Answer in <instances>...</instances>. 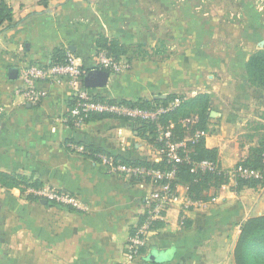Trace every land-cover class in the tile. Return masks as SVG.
I'll use <instances>...</instances> for the list:
<instances>
[{"label":"crops","instance_id":"0c3cea01","mask_svg":"<svg viewBox=\"0 0 264 264\" xmlns=\"http://www.w3.org/2000/svg\"><path fill=\"white\" fill-rule=\"evenodd\" d=\"M0 3L13 11L12 21L0 29V173L26 176L44 188L68 192L80 204L74 210L46 198L29 200L17 189L0 186V264H235L242 224L264 215L263 189L237 192L231 185L211 192L216 202L166 205L143 253L128 262L129 241L150 211L147 202L159 186L112 174L75 147L96 148L129 161L159 162L161 156L134 132L133 123L106 118L76 128L70 114L74 90L66 84L37 85L47 94L37 105L30 103L21 95L20 74L26 66L65 60L67 52L86 74L97 68L107 72L96 66L101 36L134 51L161 44L170 50L162 59L168 69L161 83H143L139 67L132 74L109 73L104 88L90 90L116 102L179 94L189 86L192 64H203V73L209 71L213 81L221 76L225 80L218 87L210 82L205 92L214 113L206 147L218 150L223 170L233 171L258 138L250 124H264L254 120L256 110L264 112V91L252 86L246 73L249 58L264 49L261 0ZM158 58L156 54L148 61L138 58L134 69ZM223 95L226 100L232 96V102L218 99ZM177 193L187 197L185 187ZM153 253L166 260L146 261Z\"/></svg>","mask_w":264,"mask_h":264},{"label":"trees","instance_id":"16d2710c","mask_svg":"<svg viewBox=\"0 0 264 264\" xmlns=\"http://www.w3.org/2000/svg\"><path fill=\"white\" fill-rule=\"evenodd\" d=\"M13 18V11L6 3H0V29L7 22H11ZM98 47L101 50H105L109 57L113 56V51L122 52V46L117 41H109L105 37L101 36L97 41ZM116 59V58H114ZM117 60V59H116ZM64 57L60 60L54 61L53 64L63 63ZM109 70V69H108ZM246 73L248 75V82L264 91V49L253 54L247 64ZM95 101L111 104H119L122 106L155 111L159 108H168L170 104L177 98L175 96H169L165 100H139V101H110L100 98L99 96H93ZM181 105L168 111L166 114L159 116L157 121L149 122L138 119L120 118L108 114L90 115L87 122L95 120H103L106 118H116L128 123H133L134 132L139 137L146 140L154 148L158 150L163 149L166 151L165 142L159 138L158 128L170 129L173 136V142H182L187 137V127L183 128V122L187 119L195 118L197 122L192 127L191 137L200 132L209 133V125L211 123L212 108L211 97L208 94H200L193 98L180 97ZM264 120V117L262 118ZM188 125V126H189ZM259 129L264 130V124L258 125ZM189 130V129H188ZM87 156L99 163L98 155H108L102 150L96 148L87 147ZM164 153V152H163ZM182 162L175 164L176 176L171 182V187L176 191L179 187H185L187 189V198L192 202H208L215 195H211L212 191H219L223 186L230 184L229 175L232 173L235 175L237 184L236 191L248 189H259L264 185V137L257 142L256 146L252 147L249 152V156L238 163L233 171H225L219 165V153L217 149H208L206 147V138L201 137L195 143H188L186 151H180ZM116 165H123L128 167L147 168L152 170L169 171L172 169L173 164H169L165 155L159 162H152L149 160L129 161L121 157H112ZM203 161H209L217 165L218 170L216 172H203L201 170H195L197 165ZM245 171L248 172H260L263 176V180L257 179H245L241 177V174ZM133 181H144L145 179H132ZM131 180V181H132ZM145 181H150L146 178ZM0 186L7 190L17 189L22 195H26L31 189L42 190L43 184L38 181H33L26 176L9 175L0 173ZM29 200H33L36 197L32 194H27ZM40 199V198H38ZM75 210V209H74ZM144 220V219H143ZM142 220V222H143ZM160 223L155 222L154 225L158 226ZM144 249L141 250V254ZM235 264H264V215L256 216L247 219L240 228V235L237 240L234 253Z\"/></svg>","mask_w":264,"mask_h":264},{"label":"built area","instance_id":"2783aa9c","mask_svg":"<svg viewBox=\"0 0 264 264\" xmlns=\"http://www.w3.org/2000/svg\"><path fill=\"white\" fill-rule=\"evenodd\" d=\"M262 2V10L264 9V0ZM99 64L104 69H111L115 71H122L124 67L119 64L115 59L108 57L104 53L100 54ZM86 73L82 67L78 64L75 56L67 52L63 63L50 64V65H32L26 66L21 71L20 79L23 83V89L21 95L30 103L37 105L40 102L42 96H45L47 92L38 90L37 85L46 84L48 86L54 85H68L74 90L75 104L70 110V114L73 118L76 128H82L90 115L108 114L120 118L138 119L142 121H157L159 116L166 114L168 111L178 108L181 105L179 99L175 100L168 108H159L155 111L141 110L122 106L119 104L103 103L94 100V94L92 90L85 87L84 78ZM197 119H187L183 123L192 124L196 123ZM159 138L161 141H166V151L164 155L169 164H173L172 169L169 171L152 170L139 167H128L123 165H116L111 156L98 155L97 158L103 166L112 174L120 175L124 178L139 179L149 178L154 184H158L159 191L155 192L153 196L147 202L150 211L147 216L137 228L135 234L130 239L127 247V257L129 261H136L141 256V250L147 245V236L151 232L154 222L160 219L162 209L168 204H177L183 202L185 205H197L204 202H192L189 198H180L177 190L174 191L171 187V182L176 176L175 164L182 162L180 151H185L188 143H195L201 137H205V132H197L191 141L173 142L172 132L170 129L158 128ZM76 150L81 153H87L86 149L82 146H76ZM201 170L203 172H216L218 167L216 164L203 161L197 165L195 170ZM230 174L229 177L231 179ZM245 179H257L263 180V176L260 172H248L245 171L241 174ZM229 185V184H228ZM227 185L223 186L226 187ZM222 187V188H223ZM52 192V191H51ZM54 193V192H53ZM50 193V190L39 191L38 195L46 198L52 202L57 203L60 206L71 207L73 209H80L79 202H76L70 195L64 193L55 194ZM216 202L217 197H213L211 202ZM187 207V206H186Z\"/></svg>","mask_w":264,"mask_h":264},{"label":"rangeland","instance_id":"374dc122","mask_svg":"<svg viewBox=\"0 0 264 264\" xmlns=\"http://www.w3.org/2000/svg\"><path fill=\"white\" fill-rule=\"evenodd\" d=\"M157 46L158 47H156L154 49H152L153 47L152 48L150 47L149 49L146 48V47L145 48H136L135 51H134V48L133 47H128V48H124L123 47V49L121 48V51L122 52H120V51L117 52V50H114L113 51V56L114 55H116V56L115 57H110V58H113V59L116 58L117 60L116 59L115 60L119 64H122V66L124 67V69L122 71H115V70H111L110 69V70L107 71V73L108 74L109 73L110 74H114V75H122V74H126V73L132 74L133 72H136V69L137 68L141 67L142 68V73H143V76H142L143 83H146V84L149 83V82L150 83H154V84L161 83V81H164L165 71H167V69H168L165 66V61L162 60V59L168 58V51H170V50L167 47H165V46H163L161 44L160 45H157ZM179 47L180 46H177V48H175L176 51H178V49H180ZM222 49H225V48L222 47ZM100 50H99V53H98L99 55H100ZM102 51H104V54L108 56V54H107V52L105 50H101V52ZM149 53L151 54L150 57H152V58L154 57L155 54L158 57H160V58H158L159 61L143 62L138 67L136 65V67L134 69V65H135L134 64V60H136L138 58L139 59L141 58L142 61H148V60L152 59V58L149 57ZM179 65H180L179 62L178 63H175V66L176 67H178ZM202 65L203 64H199V63L192 64V67L189 70L190 71L189 75H191V79H188V83H189L188 88L187 89L184 88V91H182V92H179V91L176 92V93H179V94H172V95H169V96H175V97H177L175 100H177L180 97L193 98V97H196V96H198L200 94H206L205 92L208 91V89L210 88V84H211L210 82H212L213 80L211 79L212 74L210 75L208 73L209 71H206V73H203V67L204 66H202ZM96 66L97 67H101L100 64H99V62L97 63ZM97 69H100V68H97ZM222 81L223 82L225 81V80H223V76L218 77L213 82H215V85L218 87V84H220V82H222ZM229 81H230V79H228L226 81V83H228ZM173 92H175V91H173ZM169 96L157 95V96H154L153 99H151L150 101H152V100H165ZM224 96L225 95L218 96V99L223 100L224 99ZM226 98H227V100L224 99L226 102H229V101L232 102V96H226ZM211 101H212V99H211ZM211 105H212V102H211ZM254 114H255L254 115V120H257L256 118H259L262 121H264L262 119L264 117V112H262L260 109H259V111L256 110ZM255 122L252 123V124H250V126H252V128H250V129H252V130H254V131H256V132L259 133L258 134V138H256L255 142H253L255 144V146H256L257 142H259V140H261V138L264 137V130L263 129L260 130L259 127H258V122L257 123H255ZM193 124L194 123H192L190 125H193ZM188 125L189 124H186V125L183 124V126H182L183 128H186V126L189 127V128H187V131H188L187 133L188 134H187V137L185 138L184 141H186V140L191 141L194 138V137H191L190 136L191 133H192V127L190 125L189 126ZM198 132H200V131H198ZM207 137H208V133H206L205 138H207ZM239 141H241V139L240 140L238 139V143L240 144ZM242 141H244V140H242ZM155 149H156L157 153L161 156V158H163V154L165 153L163 151V149L158 150L156 147H155ZM186 150H187V147H186ZM236 184H237V180H236L235 175H231L230 184L227 185V186L229 187V186L232 185L234 187V189H235ZM260 188L263 189V191H264V185L262 187H260ZM44 190H50V193H53L54 192L53 194H55V192H57V193H64V194L70 195L72 198H74L76 200V202H79L78 199H76L72 194H70L68 192H63V191L62 192H59L57 190H54L53 188H43L40 191H44ZM28 193L29 194H32L36 198H40L42 200L44 199L43 197H41L40 195H38V193H39L38 190L31 189V190H29ZM52 204L58 206V204L55 203V202H52ZM126 258L128 259L127 255H126ZM128 262H132V261H129V259H128ZM133 262H135V261H133Z\"/></svg>","mask_w":264,"mask_h":264},{"label":"water","instance_id":"95a60500","mask_svg":"<svg viewBox=\"0 0 264 264\" xmlns=\"http://www.w3.org/2000/svg\"><path fill=\"white\" fill-rule=\"evenodd\" d=\"M13 73H12V76H13ZM13 78H16V76L15 77L13 76ZM108 80H109V76L107 72L101 69H95V70L89 71L86 74L84 78V84H85V87L88 89L104 88L107 85ZM212 115H214V113H212ZM164 259L166 260L165 257L159 256L157 253H153L146 258V261L152 262V263L154 262L160 263Z\"/></svg>","mask_w":264,"mask_h":264}]
</instances>
